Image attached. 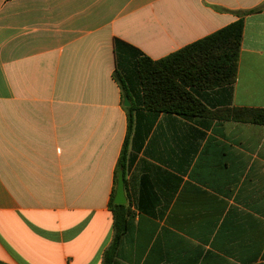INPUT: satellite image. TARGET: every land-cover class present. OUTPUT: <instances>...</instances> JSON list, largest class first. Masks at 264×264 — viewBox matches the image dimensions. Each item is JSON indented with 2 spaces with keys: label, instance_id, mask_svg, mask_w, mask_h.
<instances>
[{
  "label": "crops",
  "instance_id": "0c3cea01",
  "mask_svg": "<svg viewBox=\"0 0 264 264\" xmlns=\"http://www.w3.org/2000/svg\"><path fill=\"white\" fill-rule=\"evenodd\" d=\"M256 9L235 83L194 90L214 114L264 109V0H0V262L103 264L120 76L112 264H264V126L147 110L138 70Z\"/></svg>",
  "mask_w": 264,
  "mask_h": 264
},
{
  "label": "trees",
  "instance_id": "16d2710c",
  "mask_svg": "<svg viewBox=\"0 0 264 264\" xmlns=\"http://www.w3.org/2000/svg\"><path fill=\"white\" fill-rule=\"evenodd\" d=\"M259 9L240 12L238 21L201 39L179 51L154 61L141 57L138 70L142 84L143 105L157 113L176 114L186 117L216 116L225 120L246 122L264 126V109L228 108L214 114L195 95L194 90L205 91L235 83L244 33V16ZM124 97L132 100L124 80L116 76ZM134 105L126 108L129 130L116 169L126 173L127 147L131 133V116ZM112 196L109 207L114 218V239L104 254L103 264H112L121 237L130 230V206L114 204ZM0 264H4L1 263Z\"/></svg>",
  "mask_w": 264,
  "mask_h": 264
},
{
  "label": "water",
  "instance_id": "95a60500",
  "mask_svg": "<svg viewBox=\"0 0 264 264\" xmlns=\"http://www.w3.org/2000/svg\"><path fill=\"white\" fill-rule=\"evenodd\" d=\"M124 105L126 107H130L128 98L125 99ZM114 204L125 205V206L128 205V200H127L126 191H125V178H124L123 170H121L118 175L117 192L114 198Z\"/></svg>",
  "mask_w": 264,
  "mask_h": 264
}]
</instances>
